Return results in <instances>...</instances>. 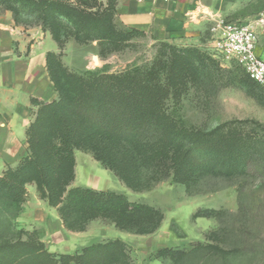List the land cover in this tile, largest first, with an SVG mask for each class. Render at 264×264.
Segmentation results:
<instances>
[{"label":"trees","instance_id":"obj_1","mask_svg":"<svg viewBox=\"0 0 264 264\" xmlns=\"http://www.w3.org/2000/svg\"><path fill=\"white\" fill-rule=\"evenodd\" d=\"M117 0H0V12L12 14L16 25L39 26L48 32L58 53H47L46 69L56 99L37 107L26 130L28 154L0 177V203L16 210L0 217V264H132L128 245L120 239L93 242L73 254L50 253L37 231L16 229L14 218L26 199V186L55 208L63 227L84 232L103 221L132 235H151L163 221L162 212L132 202L124 193L72 187L74 152L89 154L133 193L150 190L169 179L194 195L205 177L235 178L247 172L250 142L240 139L228 124L205 131L188 128L176 110L191 90L210 82L205 51L179 49L160 42L153 60L120 73L79 74L61 58L66 43L96 42L99 54L125 49L143 32L115 22ZM247 83L253 82L246 75ZM199 209L192 216L212 218ZM184 253L159 249L156 257L178 262Z\"/></svg>","mask_w":264,"mask_h":264},{"label":"rangeland","instance_id":"obj_2","mask_svg":"<svg viewBox=\"0 0 264 264\" xmlns=\"http://www.w3.org/2000/svg\"><path fill=\"white\" fill-rule=\"evenodd\" d=\"M227 1L230 6L229 15L225 17L227 22L254 21L264 12V0ZM219 4L222 5V1ZM159 43L146 35L133 37L124 50L105 56L99 54L96 42L77 44L82 48L69 49L67 61L71 68L62 58L61 61L67 69L79 74L120 73L133 66L149 64ZM164 43L179 49L190 48ZM199 49L213 60L207 63L213 75L205 87L191 89L183 97L176 118L196 130L209 131L228 124L224 132L235 129L241 140L252 141L249 145L252 156L245 175L231 179L205 177L198 183L194 195H188L183 186L172 184L169 179L148 191L128 192L130 201L153 206L164 216L160 227L151 235L114 230L117 234L114 236L128 245L132 264H264V89L255 82L247 83L246 74L238 65H225L213 59L205 43ZM74 154L76 186L127 189L89 154L80 151ZM199 209L217 214L212 218L193 219ZM15 212L14 208L8 209L0 203V217ZM90 242L89 238L76 240L72 242L75 249L60 252L73 254L76 248ZM163 248L181 251L184 256L175 263L156 257V252Z\"/></svg>","mask_w":264,"mask_h":264},{"label":"crops","instance_id":"obj_3","mask_svg":"<svg viewBox=\"0 0 264 264\" xmlns=\"http://www.w3.org/2000/svg\"><path fill=\"white\" fill-rule=\"evenodd\" d=\"M99 1L105 3L106 0ZM227 2L117 0L115 22L143 32L155 42L196 48H202L205 43L208 48L212 21L225 20L229 15L230 6ZM205 35L209 38L207 36L204 39ZM77 47L82 48L73 40L65 45L62 61L69 68V49ZM47 53H58V47L48 32L42 31L39 26L16 25L10 12H0V177L6 169L15 168L28 154L26 130L37 110L31 104V99L50 103L57 97L46 69ZM257 54L264 61V38L261 36L258 39ZM74 157L75 179L72 187H78L75 154ZM107 190L127 196L130 192L128 189L101 191ZM26 192V199L20 205L14 224L18 230L37 231L50 253L61 254V250L75 249L72 242L76 240L89 238L91 244L102 239L116 238L114 230L117 229L114 225L100 220L91 222L84 232L67 231L56 209L38 197L35 185H27ZM81 248H76L75 252Z\"/></svg>","mask_w":264,"mask_h":264},{"label":"built area","instance_id":"obj_4","mask_svg":"<svg viewBox=\"0 0 264 264\" xmlns=\"http://www.w3.org/2000/svg\"><path fill=\"white\" fill-rule=\"evenodd\" d=\"M209 33L211 57L225 65H238L264 89V61L257 54L258 39L264 38V12L248 22L213 20Z\"/></svg>","mask_w":264,"mask_h":264}]
</instances>
